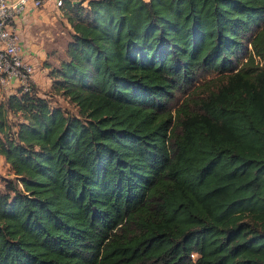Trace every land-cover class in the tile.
I'll use <instances>...</instances> for the list:
<instances>
[{
	"label": "trees",
	"instance_id": "16d2710c",
	"mask_svg": "<svg viewBox=\"0 0 264 264\" xmlns=\"http://www.w3.org/2000/svg\"><path fill=\"white\" fill-rule=\"evenodd\" d=\"M59 10L47 92L0 93V264H264V0Z\"/></svg>",
	"mask_w": 264,
	"mask_h": 264
},
{
	"label": "built area",
	"instance_id": "2783aa9c",
	"mask_svg": "<svg viewBox=\"0 0 264 264\" xmlns=\"http://www.w3.org/2000/svg\"><path fill=\"white\" fill-rule=\"evenodd\" d=\"M63 1L0 0V93L9 90L13 92L18 88L31 92L36 83L35 75L38 69L26 59L21 46L20 27L24 23L27 9L39 11L46 6H52L59 10Z\"/></svg>",
	"mask_w": 264,
	"mask_h": 264
},
{
	"label": "rangeland",
	"instance_id": "374dc122",
	"mask_svg": "<svg viewBox=\"0 0 264 264\" xmlns=\"http://www.w3.org/2000/svg\"><path fill=\"white\" fill-rule=\"evenodd\" d=\"M40 12L41 17L38 20L31 18L27 22L28 24L24 26L25 30L22 31L24 36L26 35L29 41H32L31 43L38 44L42 49H44L45 54H47V59L45 60H48L51 64L56 65L63 57L65 45L69 39V26L64 20L61 11L52 6H46L42 10L36 11V15H39ZM36 15L34 14L35 17ZM38 70L39 71L37 72L41 75V82L39 84L35 83L34 87H36V90L40 93L45 94L48 87V77L46 72L41 71L42 68L39 67ZM195 87L197 86L195 85ZM51 101L53 104L61 105L73 112L75 111L71 105H68L66 101L60 97L52 96ZM0 175L13 178L8 165L1 156Z\"/></svg>",
	"mask_w": 264,
	"mask_h": 264
},
{
	"label": "crops",
	"instance_id": "0c3cea01",
	"mask_svg": "<svg viewBox=\"0 0 264 264\" xmlns=\"http://www.w3.org/2000/svg\"><path fill=\"white\" fill-rule=\"evenodd\" d=\"M34 14L36 15V11H30L29 9H27V11H26V13L24 15V20H23L24 23L22 24V27H20V31H21V46L23 47V52H24V55H25L26 59L29 60L30 62H32L37 67V69H39V67H40V68H42V70H45L42 67V63L44 62L45 59H47V54H45L44 49H42L40 47V45L35 44V43H31L32 41H29L27 36L26 35L24 36V33L22 31V30H25L24 26L26 24H28L27 22L31 18L32 19L35 18V19L38 20L41 17V12H40L39 15H36V17L34 16ZM35 82L37 84H39L41 82V75L39 74V72H37L36 75H35ZM47 83L49 85V79L47 80ZM11 92L12 91L9 90L6 93H11ZM6 93H2V94H6Z\"/></svg>",
	"mask_w": 264,
	"mask_h": 264
}]
</instances>
